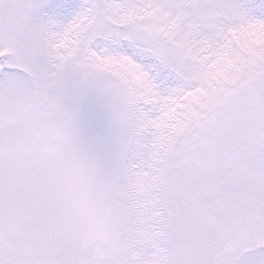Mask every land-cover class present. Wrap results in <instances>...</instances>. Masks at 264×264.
<instances>
[{"label":"snow or ice","instance_id":"6c2138e0","mask_svg":"<svg viewBox=\"0 0 264 264\" xmlns=\"http://www.w3.org/2000/svg\"><path fill=\"white\" fill-rule=\"evenodd\" d=\"M0 264H264V0H0Z\"/></svg>","mask_w":264,"mask_h":264}]
</instances>
